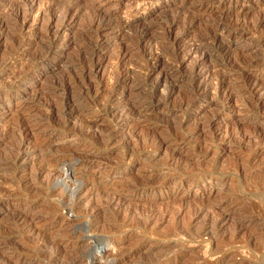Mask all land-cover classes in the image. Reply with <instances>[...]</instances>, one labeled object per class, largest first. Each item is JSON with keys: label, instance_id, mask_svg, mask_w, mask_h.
I'll return each mask as SVG.
<instances>
[{"label": "rangeland", "instance_id": "374dc122", "mask_svg": "<svg viewBox=\"0 0 264 264\" xmlns=\"http://www.w3.org/2000/svg\"><path fill=\"white\" fill-rule=\"evenodd\" d=\"M248 77L264 0H0V264H264Z\"/></svg>", "mask_w": 264, "mask_h": 264}, {"label": "bare ground", "instance_id": "6f19581e", "mask_svg": "<svg viewBox=\"0 0 264 264\" xmlns=\"http://www.w3.org/2000/svg\"><path fill=\"white\" fill-rule=\"evenodd\" d=\"M15 3V2H14ZM18 4V3H17ZM7 20V19H6ZM238 22V21H237ZM243 23H245V22H243ZM5 24V23H4ZM6 25V24H5ZM11 26H13V25H11ZM12 28V27H11ZM142 30V31H141ZM141 31V32H140ZM147 31V28H145V29H143V28H141L140 30H139V35L138 36H141L140 34L142 33V32H146ZM206 35V34H205ZM211 35V34H210ZM213 36V35H212ZM213 38V37H212ZM207 39V38H206ZM209 39V38H208ZM213 40V39H212ZM210 44V43H209ZM17 45V44H16ZM206 45V44H205ZM91 49H93V48H91ZM14 51V50H13ZM91 51V50H90ZM93 52V51H92ZM198 52V51H197ZM207 56V55H206ZM44 57V56H43ZM210 57H211V55H208V57H207V59H210ZM91 58V57H90ZM205 61V60H204ZM82 64V63H81ZM245 66H247V65H245ZM244 66V67H245ZM249 66V65H248ZM205 67V66H204ZM213 69V68H212ZM245 69L246 70H250L251 69V67H245ZM248 72V71H247ZM71 78V77H70ZM224 78V77H223ZM217 79H219V77L217 76ZM221 79V78H220ZM225 79V78H224ZM68 80H70V79H68ZM215 80V79H214ZM218 82H220V80H218ZM262 83L263 82H261V81H256V79H254V80H252L250 77H248L247 79H246V81H245V83H244V88H243V93L244 94H246L245 96H247V99L249 100V101H251V102H253L252 104V106H258V104L260 103V100H261V98H262V95H263V93H264V86L262 85ZM69 84V83H68ZM79 85V84H78ZM215 85V84H214ZM85 88V87H84ZM68 89V88H67ZM87 91V90H86ZM78 92V91H77ZM199 92V91H198ZM232 92V91H231ZM233 93V92H232ZM231 93V94H232ZM239 94V93H238ZM197 95V94H196ZM191 101V100H190ZM250 102V103H251ZM249 103V104H250ZM57 104V103H56ZM61 107V106H60ZM258 108V107H257ZM252 110V109H251ZM254 110H256V109H254ZM208 123H210V122H208ZM204 127V126H203ZM201 128H202V126H201ZM201 128H200V130H201ZM204 129V128H203ZM100 137V136H99ZM57 161V160H56ZM52 162V161H51ZM151 182V181H150ZM117 200V195L116 194H108L107 196H106V199H105V201H107L106 202V205L108 204V205H111L113 202H115ZM77 204V203H76ZM75 204V205H76ZM105 204V203H104ZM115 204V203H114ZM75 205H71V206H75ZM102 205V204H101ZM107 205V206H108ZM112 206V205H111ZM100 209V208H99ZM103 209V208H102ZM54 213V212H53ZM18 216V215H17ZM22 217V216H21ZM54 218V217H53ZM221 219L222 218H219L218 220H216L212 225H220L221 224V222L219 223V221H221ZM17 220V219H16ZM223 223V222H222ZM240 224H241V222H240ZM217 227V226H216ZM214 229V228H213ZM75 259H73V258H70V260H67V262L65 263V264H70L72 261H74ZM91 260V259H90ZM217 262V261H216ZM90 263H92V262H90ZM221 263V262H220Z\"/></svg>", "mask_w": 264, "mask_h": 264}]
</instances>
